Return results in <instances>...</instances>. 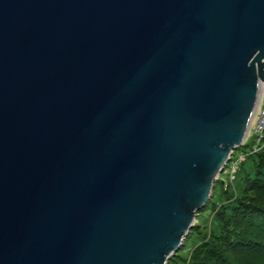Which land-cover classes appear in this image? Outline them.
<instances>
[{
  "label": "water",
  "instance_id": "1",
  "mask_svg": "<svg viewBox=\"0 0 264 264\" xmlns=\"http://www.w3.org/2000/svg\"><path fill=\"white\" fill-rule=\"evenodd\" d=\"M264 81V0H0V264H167Z\"/></svg>",
  "mask_w": 264,
  "mask_h": 264
},
{
  "label": "trees",
  "instance_id": "2",
  "mask_svg": "<svg viewBox=\"0 0 264 264\" xmlns=\"http://www.w3.org/2000/svg\"><path fill=\"white\" fill-rule=\"evenodd\" d=\"M250 154L254 169L245 175L242 192L237 194L236 189L229 194L228 185L224 189L226 200L213 203L208 230L203 234L201 226L195 224L189 231L186 239L196 232L203 234L189 253L190 264H264V146ZM230 179L233 182L236 175ZM217 182H223L221 174ZM208 205L209 201L206 207ZM180 249L170 257L168 264L188 260L182 253L185 246Z\"/></svg>",
  "mask_w": 264,
  "mask_h": 264
},
{
  "label": "rangeland",
  "instance_id": "3",
  "mask_svg": "<svg viewBox=\"0 0 264 264\" xmlns=\"http://www.w3.org/2000/svg\"><path fill=\"white\" fill-rule=\"evenodd\" d=\"M252 127V126H251ZM246 143L244 146H239L234 150L233 156L231 160L229 161L228 165H226V168L224 169V172L220 173L221 174V180L223 182H217L216 180V189L215 187L213 188V191L215 190V194L209 200V205L206 207V205L197 212L196 214V219H195V224L200 225L201 227V232H204L208 230V227L211 225L210 223L212 222V207L214 202H221L226 200L227 194L224 192V189L227 188L229 185V191L228 193L231 194L232 192H235L237 189V194L242 192V188L244 187V177L247 173H252L254 169V163H252V156L250 152L252 151V146L254 144V137L249 135L247 137V140H245ZM241 155L245 156L244 158H241ZM235 165L238 166L237 171H236V179L232 182L231 177H232V169L235 167ZM220 176V175H219ZM218 176V177H219ZM218 179V178H217ZM205 226V227H204ZM194 227V226H193ZM196 232L193 237L185 238L184 240L185 245H182V248L185 246L184 251L182 253L184 255H187L188 260L183 263L179 264H190V251L191 249L202 240V236ZM199 235V236H198ZM183 243V244H184ZM181 248V249H182ZM180 249V250H181ZM177 253V252H176ZM175 254V253H174ZM170 261V260H169ZM168 261V263H169ZM167 263V264H168Z\"/></svg>",
  "mask_w": 264,
  "mask_h": 264
},
{
  "label": "built area",
  "instance_id": "4",
  "mask_svg": "<svg viewBox=\"0 0 264 264\" xmlns=\"http://www.w3.org/2000/svg\"><path fill=\"white\" fill-rule=\"evenodd\" d=\"M260 101L261 102H260L259 108L257 109V112L251 124L252 127L250 128V131H249V135L252 134V136L254 137V144L252 146V152L258 151L260 148H262V146H264V81L262 82ZM245 142L246 141H244V143ZM233 153H232V156H233ZM241 158L245 159V156L241 155ZM237 168L238 166L235 165V167L232 169V172H231L232 178L235 177Z\"/></svg>",
  "mask_w": 264,
  "mask_h": 264
},
{
  "label": "bare ground",
  "instance_id": "5",
  "mask_svg": "<svg viewBox=\"0 0 264 264\" xmlns=\"http://www.w3.org/2000/svg\"><path fill=\"white\" fill-rule=\"evenodd\" d=\"M260 100H261V98H260ZM261 102V101H260ZM260 102H259V105H260ZM258 108H259V106H258Z\"/></svg>",
  "mask_w": 264,
  "mask_h": 264
}]
</instances>
